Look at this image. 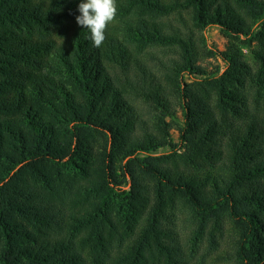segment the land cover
Returning a JSON list of instances; mask_svg holds the SVG:
<instances>
[{"label": "trees", "instance_id": "trees-1", "mask_svg": "<svg viewBox=\"0 0 264 264\" xmlns=\"http://www.w3.org/2000/svg\"><path fill=\"white\" fill-rule=\"evenodd\" d=\"M81 2L0 0V264H264V0H116L99 48Z\"/></svg>", "mask_w": 264, "mask_h": 264}, {"label": "rangeland", "instance_id": "rangeland-1", "mask_svg": "<svg viewBox=\"0 0 264 264\" xmlns=\"http://www.w3.org/2000/svg\"><path fill=\"white\" fill-rule=\"evenodd\" d=\"M170 21H172L175 24H178L176 17L173 15L169 18ZM194 33L196 35V37H202L203 41H204V46L209 49V50H216V51H223L225 49V45H226V39L223 37V35L221 34V32L219 31V29L217 27L214 26H209L206 29L202 30L201 32H198L196 30H194ZM242 52H243V61L245 63H247L248 65H250L252 68H254V60L250 54V52L245 49L242 48ZM158 56H161V54L159 52H157ZM199 64L206 70V72L208 74H214L217 72L221 73L224 70V65L223 62L221 61L220 58H218L217 56H213V57H202L200 58ZM181 81H183L184 83H190L194 80H198V77L192 76V75H187V74H183L180 77ZM176 111V118L177 120H181V109L179 107L175 108ZM168 120V119H167ZM178 124H175L174 122L172 123V127L170 129V136H171V141L172 143L179 144V139H178V128H177ZM171 151V149L169 147H165L163 149L158 150L157 152L153 153L152 156H161V155H167L169 154ZM180 151H178V153H180ZM179 217V218H178ZM177 218L179 219L178 221H175V224L177 225L176 230L180 233L181 238H185L186 235V231H187V227L184 223V219L183 216L179 215ZM220 246L218 247V249L213 253H208L206 252V250H204V248H201L199 250L198 253L194 254V258H189V262L188 264H197L198 262H200V256L202 253L205 252V256H209L205 259V261L207 262V264H224V261L226 262L227 259L229 258L231 252H232V245L229 242V238L224 236L223 239H221L219 241Z\"/></svg>", "mask_w": 264, "mask_h": 264}, {"label": "clouds", "instance_id": "clouds-1", "mask_svg": "<svg viewBox=\"0 0 264 264\" xmlns=\"http://www.w3.org/2000/svg\"><path fill=\"white\" fill-rule=\"evenodd\" d=\"M76 23L85 28L94 47L99 48L106 39L105 31L116 16V0H82Z\"/></svg>", "mask_w": 264, "mask_h": 264}]
</instances>
